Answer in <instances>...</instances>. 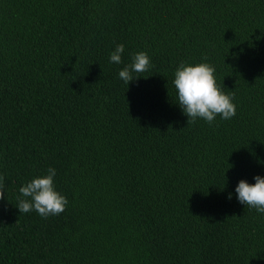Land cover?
Segmentation results:
<instances>
[{
  "label": "trees",
  "instance_id": "trees-1",
  "mask_svg": "<svg viewBox=\"0 0 264 264\" xmlns=\"http://www.w3.org/2000/svg\"><path fill=\"white\" fill-rule=\"evenodd\" d=\"M205 60L231 119L176 104L174 69ZM49 166L64 211L19 212ZM257 174L264 0H0V264H264V214L226 198Z\"/></svg>",
  "mask_w": 264,
  "mask_h": 264
},
{
  "label": "clouds",
  "instance_id": "clouds-1",
  "mask_svg": "<svg viewBox=\"0 0 264 264\" xmlns=\"http://www.w3.org/2000/svg\"><path fill=\"white\" fill-rule=\"evenodd\" d=\"M124 44H116L109 53V62L122 63ZM151 67L149 55L144 51L131 54V62L118 70V78L126 85L134 81L142 72ZM172 85L176 93V101L187 121L202 119L211 124L217 116L228 120L235 115L236 105L231 92L226 93L221 84L217 83L215 67L206 60L201 62L178 63L173 72ZM57 170L49 166L43 174L35 175L21 184L18 189L17 209L27 213L35 211L42 218L59 215L68 204L65 195L56 188ZM253 183L240 179L227 194L232 199L256 212L264 214V175H254ZM5 188L4 177L0 176V196Z\"/></svg>",
  "mask_w": 264,
  "mask_h": 264
},
{
  "label": "bare ground",
  "instance_id": "bare-ground-1",
  "mask_svg": "<svg viewBox=\"0 0 264 264\" xmlns=\"http://www.w3.org/2000/svg\"><path fill=\"white\" fill-rule=\"evenodd\" d=\"M215 192V191H214ZM216 193V192H215ZM214 194V193H213Z\"/></svg>",
  "mask_w": 264,
  "mask_h": 264
}]
</instances>
